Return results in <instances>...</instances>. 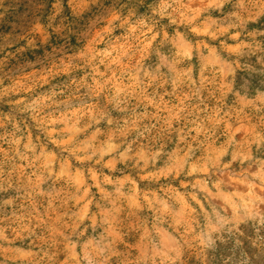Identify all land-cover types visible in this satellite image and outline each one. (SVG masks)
I'll list each match as a JSON object with an SVG mask.
<instances>
[{
  "label": "rangeland",
  "instance_id": "rangeland-1",
  "mask_svg": "<svg viewBox=\"0 0 264 264\" xmlns=\"http://www.w3.org/2000/svg\"><path fill=\"white\" fill-rule=\"evenodd\" d=\"M70 5L96 7L44 50L48 0H0V264H209L201 228L264 219V77L249 68L264 15L234 28L218 0Z\"/></svg>",
  "mask_w": 264,
  "mask_h": 264
},
{
  "label": "clouds",
  "instance_id": "clouds-1",
  "mask_svg": "<svg viewBox=\"0 0 264 264\" xmlns=\"http://www.w3.org/2000/svg\"><path fill=\"white\" fill-rule=\"evenodd\" d=\"M48 2L50 3L48 22L45 24L37 21L33 25L35 27L36 24H40L48 33V40L42 42L39 36H35L33 46L35 49L41 46L44 50L49 47H58L52 43L53 36L56 37L59 46L70 44L73 38L87 26L93 14L92 8L96 7V5H91L88 11L77 15L72 10L70 0H48ZM57 2L62 7L58 15L55 13ZM226 4L231 5V10L227 15L231 21L230 27L243 28L249 21L258 22L260 16L264 15V0H218V10L223 11ZM252 31L264 36V28H254ZM240 35L239 31L233 33L238 41ZM37 39H39V45H37ZM243 47H249V45H243ZM234 63L237 67H241L238 60ZM257 63L261 65L259 69L252 68L251 65L249 68L255 75L264 77V58L258 57ZM241 79L243 82L236 90L237 94L241 89L247 91L251 88L249 79ZM259 84L261 87L253 89L255 94H260L264 90V79L260 80ZM248 221H254V223L249 226ZM241 224H245L246 229L242 230ZM261 228H264V219L249 215L247 220H237L230 215L222 214L221 218L216 221V226L210 228L207 233L204 228H201L196 237V244L201 252L210 257L209 264H237L241 258L243 264H264V237L256 238Z\"/></svg>",
  "mask_w": 264,
  "mask_h": 264
}]
</instances>
